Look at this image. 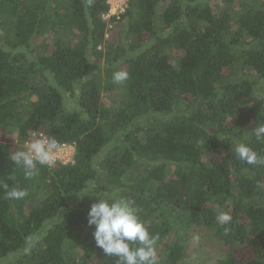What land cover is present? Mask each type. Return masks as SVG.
Listing matches in <instances>:
<instances>
[{"label":"trees","instance_id":"obj_1","mask_svg":"<svg viewBox=\"0 0 264 264\" xmlns=\"http://www.w3.org/2000/svg\"><path fill=\"white\" fill-rule=\"evenodd\" d=\"M128 1L108 20L106 0H0V131L75 145L26 178L0 140V264H117L87 223L98 196L132 203L158 264H183L202 227L214 264H264V163L234 152L264 156V0Z\"/></svg>","mask_w":264,"mask_h":264},{"label":"clouds","instance_id":"obj_2","mask_svg":"<svg viewBox=\"0 0 264 264\" xmlns=\"http://www.w3.org/2000/svg\"><path fill=\"white\" fill-rule=\"evenodd\" d=\"M112 79L121 84L128 79V73L116 71ZM252 132L257 141H264V123L260 122ZM60 151L61 146L55 138L37 136L26 140L25 146L11 154V160L23 169L26 178H32L38 174V165L53 167ZM234 152L239 160L249 165L264 163V156L245 143L236 144ZM4 187L5 197L10 200L23 199L27 194L23 189ZM98 197L87 215L88 226L94 228L92 234L96 247L108 256L117 257V264H158L156 246L160 237L149 232L132 203L123 198ZM216 220L225 226L230 224L232 216L221 211Z\"/></svg>","mask_w":264,"mask_h":264},{"label":"rangeland","instance_id":"obj_3","mask_svg":"<svg viewBox=\"0 0 264 264\" xmlns=\"http://www.w3.org/2000/svg\"><path fill=\"white\" fill-rule=\"evenodd\" d=\"M107 34L109 36V33ZM118 96L119 93H103L104 101L108 104H111L114 99L118 98ZM67 102L69 106L76 107L73 99H69L67 100ZM0 140H6L10 142L12 144L13 153L17 150H20L21 147L25 146V141L23 142L18 140L16 132L12 133L0 131ZM187 254L188 255L184 259L183 264H214V262L218 258L222 257L223 253L221 250V246L218 245L217 240L214 239L211 232L207 229L204 230V228L202 227L199 228L198 231L193 233L191 242L187 247ZM9 260L11 259L8 257L6 259V262Z\"/></svg>","mask_w":264,"mask_h":264},{"label":"built area","instance_id":"obj_4","mask_svg":"<svg viewBox=\"0 0 264 264\" xmlns=\"http://www.w3.org/2000/svg\"><path fill=\"white\" fill-rule=\"evenodd\" d=\"M106 2L108 3L109 8L108 11L103 14V17L108 20L112 17L119 19L122 16V14L126 12L129 5L128 0H106ZM108 27L113 28L114 23L109 24ZM107 33L109 32L107 31ZM107 33H106V37H108ZM37 136L50 137L47 133L44 132H33L30 139L36 138ZM57 142L61 146V151L57 155L56 164L58 163L67 164L74 162L75 145L65 141L57 140Z\"/></svg>","mask_w":264,"mask_h":264}]
</instances>
